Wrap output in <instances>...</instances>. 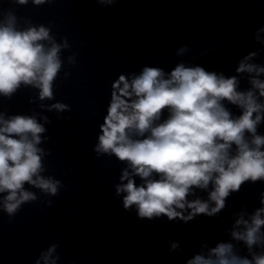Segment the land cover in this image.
<instances>
[{"label":"water","instance_id":"95a60500","mask_svg":"<svg viewBox=\"0 0 264 264\" xmlns=\"http://www.w3.org/2000/svg\"><path fill=\"white\" fill-rule=\"evenodd\" d=\"M0 264H264V0H0Z\"/></svg>","mask_w":264,"mask_h":264}]
</instances>
